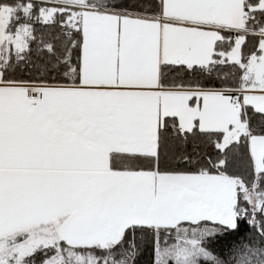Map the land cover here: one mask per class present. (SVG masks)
Instances as JSON below:
<instances>
[{
    "label": "snow or ice",
    "instance_id": "6c2138e0",
    "mask_svg": "<svg viewBox=\"0 0 264 264\" xmlns=\"http://www.w3.org/2000/svg\"><path fill=\"white\" fill-rule=\"evenodd\" d=\"M0 264H264V0H0Z\"/></svg>",
    "mask_w": 264,
    "mask_h": 264
},
{
    "label": "trees",
    "instance_id": "16d2710c",
    "mask_svg": "<svg viewBox=\"0 0 264 264\" xmlns=\"http://www.w3.org/2000/svg\"><path fill=\"white\" fill-rule=\"evenodd\" d=\"M37 35H39V29H38ZM142 259H145V258H142Z\"/></svg>",
    "mask_w": 264,
    "mask_h": 264
}]
</instances>
